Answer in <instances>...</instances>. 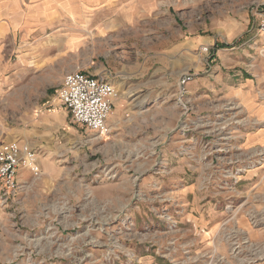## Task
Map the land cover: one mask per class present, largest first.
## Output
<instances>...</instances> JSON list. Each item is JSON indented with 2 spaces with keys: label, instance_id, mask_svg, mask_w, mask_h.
<instances>
[{
  "label": "rangeland",
  "instance_id": "obj_1",
  "mask_svg": "<svg viewBox=\"0 0 264 264\" xmlns=\"http://www.w3.org/2000/svg\"><path fill=\"white\" fill-rule=\"evenodd\" d=\"M76 4V69L116 87L107 128L36 127L64 73L0 76V144L40 161L0 204V264H264V0ZM128 4L145 7L92 41L93 12Z\"/></svg>",
  "mask_w": 264,
  "mask_h": 264
},
{
  "label": "crops",
  "instance_id": "obj_2",
  "mask_svg": "<svg viewBox=\"0 0 264 264\" xmlns=\"http://www.w3.org/2000/svg\"><path fill=\"white\" fill-rule=\"evenodd\" d=\"M74 1L0 0V76L19 68H22L24 72L65 74L81 65L77 64L76 59L81 58L83 55L82 51L77 49V45L80 42V37H82L80 34L82 32L80 29L81 22L84 21L82 14L79 13H81L84 6L83 4H76L78 0ZM137 7L142 11L145 5L142 8L137 5L132 7L131 4H128L118 8L117 12L115 11L108 16V19L103 21H101L100 9L94 11L91 19L92 41L99 40L102 33L113 32L112 29L120 25V19L123 22H128L127 20L130 17L132 18V12ZM103 17H105L104 13ZM261 38L264 40V34H261ZM52 41H59L61 44L53 47L50 45ZM53 49L59 50V57L68 59L70 56L74 59V62L68 65L65 61L63 65L52 66L48 54ZM257 66L264 67L263 59L262 61L258 59ZM242 84L235 88H240ZM1 85L2 82H0ZM57 88L54 89L55 96L52 99L50 97L49 101L43 103L44 106H47L44 109L45 113L36 120V127H39L42 123L45 131L51 132V134L59 131L65 125L66 114L68 113L58 103L56 98ZM35 116L37 117L38 114ZM36 130L34 129V131ZM13 140L27 142L34 148L36 145L33 141ZM34 150L37 153L36 157L39 163L38 149ZM44 150L51 153V149ZM27 174H30V172L22 170L19 177L22 178Z\"/></svg>",
  "mask_w": 264,
  "mask_h": 264
},
{
  "label": "built area",
  "instance_id": "obj_3",
  "mask_svg": "<svg viewBox=\"0 0 264 264\" xmlns=\"http://www.w3.org/2000/svg\"><path fill=\"white\" fill-rule=\"evenodd\" d=\"M258 32L264 34V13L257 21ZM116 96V87L106 76H89L79 69L65 73L56 91L61 107L72 121L89 131L104 132ZM35 148L27 142L12 140L0 144V204L14 200L21 188L20 171L32 176L40 173Z\"/></svg>",
  "mask_w": 264,
  "mask_h": 264
}]
</instances>
